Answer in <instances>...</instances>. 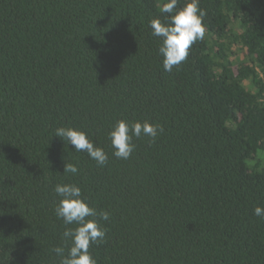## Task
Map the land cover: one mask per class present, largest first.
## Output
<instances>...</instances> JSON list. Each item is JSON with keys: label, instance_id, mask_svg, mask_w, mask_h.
Segmentation results:
<instances>
[{"label": "trees", "instance_id": "16d2710c", "mask_svg": "<svg viewBox=\"0 0 264 264\" xmlns=\"http://www.w3.org/2000/svg\"><path fill=\"white\" fill-rule=\"evenodd\" d=\"M164 2L0 0V264L67 253L58 183L110 213L97 264H264V0H199L205 36L172 72L149 26L167 20ZM118 120L162 130L118 159ZM62 126L107 163L57 137Z\"/></svg>", "mask_w": 264, "mask_h": 264}, {"label": "clouds", "instance_id": "9594fccd", "mask_svg": "<svg viewBox=\"0 0 264 264\" xmlns=\"http://www.w3.org/2000/svg\"><path fill=\"white\" fill-rule=\"evenodd\" d=\"M161 13L168 14L167 20L162 22L159 18L149 21L151 34L161 40L158 53L162 57L163 69L172 72L189 55V49L197 41L205 36L203 23L205 11L199 8V0H185L182 7H178V0H166L161 5ZM162 128L159 124L148 121L128 122L118 120L108 133L113 155L118 159H128L135 145L133 137L147 136L153 141ZM54 134L67 144H71L77 152H86L95 160L98 166H103L108 161L105 151L87 137L84 131L62 126L54 130ZM64 173L77 174L78 168L73 163L64 164ZM54 192L59 198L54 211L57 218L62 219L66 227L63 238L70 241V247L65 254V248L61 246L51 249L59 258V264H97L92 257L90 246L102 243L106 232L99 221H107L110 217L108 211L97 210L90 206L87 198L82 196L81 188L73 183H58ZM254 215L264 217V208L256 206Z\"/></svg>", "mask_w": 264, "mask_h": 264}]
</instances>
